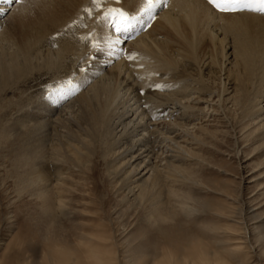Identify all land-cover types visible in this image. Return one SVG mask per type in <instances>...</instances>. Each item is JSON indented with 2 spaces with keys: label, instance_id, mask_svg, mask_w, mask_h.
<instances>
[{
  "label": "rangeland",
  "instance_id": "1",
  "mask_svg": "<svg viewBox=\"0 0 264 264\" xmlns=\"http://www.w3.org/2000/svg\"><path fill=\"white\" fill-rule=\"evenodd\" d=\"M42 1H49L53 8L43 9L56 16L55 11L61 9L55 7L64 0H37L36 9H42ZM98 8L87 16L89 22L108 23L102 19L107 11ZM31 20L25 15L19 22L26 26ZM19 22H14L16 28ZM153 22L142 32L151 31L155 44L163 43L165 53L172 56L178 50L174 35L168 28L152 26ZM96 31L100 36L93 31L86 34L84 27L73 28L76 42L86 43L79 48L77 42V51L85 55L77 61L63 57L58 60L63 68L36 70L0 95V264H198L202 255L200 259L207 258L210 264H264V147L251 144L253 127L247 121L239 123L241 114L228 103L215 108L197 102L203 98L216 102L218 93L214 89L195 93L200 79L193 69H185L174 81L170 68L169 72L162 68L161 75L153 69L158 58L155 50L143 44L121 46L125 63L147 71L141 86L144 90L139 91L145 94L157 76L168 73L165 84H160L168 86L162 92L173 98L138 102L139 109L145 108L141 111L144 120L154 124L149 153L160 178L154 187H144L136 199L108 176L101 158L102 143L89 139L88 111L63 112L59 116L65 121L54 124L52 130L50 123L43 127L37 123L44 111L35 112V106L72 94L69 100L74 99L91 84L87 77L94 67L90 71L86 62L79 61L87 55V42L92 41L88 36L93 33L96 40L104 34ZM77 33L88 36L79 34L77 38ZM129 54L136 59H127ZM186 63L179 59L177 69L182 70ZM77 82L85 84L78 87ZM191 87L192 93H186ZM51 93H55L52 100L48 98ZM25 118L28 123L19 126L17 122ZM29 152L34 156L28 158ZM35 164L45 173L48 192L36 185L31 169ZM171 165L176 166V175L169 173Z\"/></svg>",
  "mask_w": 264,
  "mask_h": 264
},
{
  "label": "bare ground",
  "instance_id": "2",
  "mask_svg": "<svg viewBox=\"0 0 264 264\" xmlns=\"http://www.w3.org/2000/svg\"><path fill=\"white\" fill-rule=\"evenodd\" d=\"M36 1L37 0L33 3L32 0H29V2L14 3L11 6H2L9 10L5 11L3 15H0V95L11 90L22 78L36 70H56L61 62L58 60H62L63 57H65V59L66 57L72 60L76 59L75 61L81 57L80 55L83 53L81 54L77 51L80 41H77V44L76 40L78 39L75 38L76 33L73 35V28L70 29L69 35L61 37L56 41L55 47H53L52 41L50 40L52 36L58 32H62L68 28L70 24L75 22L76 27L86 28V34L91 30L94 34H97L98 31H96V29L101 30L104 34L99 38L97 37L95 41L91 38V36H95L93 33L91 36L79 33L82 36L86 35L90 37V39H92V41H90L88 38L90 42L94 41L102 45L99 46L97 50L92 47L93 43L87 42L86 49L89 47L85 50V52L87 51V55L83 56L84 58H82V60L84 61H79L84 62L85 65L87 63L88 68L94 67L93 70L89 68V70L91 69L92 71L90 70V76L87 77L91 84L89 83L90 85L87 88L81 90L74 99L69 100L73 94L67 97L64 96V98L62 97L56 101L54 98L53 101L55 102H44L40 107L35 106L34 111H44L43 116H38L39 121L37 123L42 125V127L44 124L50 123L52 125L50 130L53 129L54 124L57 125L60 121H65V119L62 120V118H60L61 116H59L63 112H69L68 115H70L75 108L79 111H88V122L92 130H90V132L88 131V133H90L89 139L93 140L97 138L99 139L98 141L102 143L101 158L105 161L104 163L107 167L108 176L117 180L119 189L125 190L126 194L136 199L139 193L140 195L143 194H141V190H143L144 187H154L157 180L160 178L159 174L156 173L158 169L156 170L154 166V157L150 154L152 152L149 153V142L151 141L149 138L153 134L152 131L154 132L155 130L154 128V130L151 131L150 128H152L154 124H150V122L144 120L141 111L145 110V108L139 109L141 103L138 105V102H140L139 100H144L146 103H149L153 100L156 102V99L170 100L173 98L168 94H164L162 91H160L162 93L156 92L155 89L151 87L149 90L147 89L148 92L144 94V86L142 88L141 86L144 85V79L148 76L147 71L134 66L135 64L132 62L134 67L128 62L125 63L122 55L124 53L110 55L111 50L108 47V43L113 41L117 35L110 26V22L106 24H102L101 21L100 23H96L97 19L96 22L90 23L87 16L90 15V12L93 14L97 9L99 10L98 7L100 6L106 11L107 9L123 8L129 11L130 14H135L142 6V0H119V3H116L115 0H106V2L98 6L93 5L92 0H64L63 3H60L61 6L57 5L55 7V9H61L59 13L57 10L55 11L56 16H54V14L51 16L50 13H48V9H43L53 8L50 6L49 1L41 2L40 6L43 10H40V8L36 9ZM78 7L79 9H77ZM25 15L33 19L31 20L33 22L26 26L19 22ZM36 15H39V17ZM74 15L77 16L74 18ZM34 16L38 19L34 18ZM17 21L19 22L18 28L14 25V22ZM152 24V26L161 27L163 30L168 28L169 32L174 35L172 39L176 41L175 45L178 47V50L172 56L165 53V45H163V43L157 42L158 44H155L157 40L151 39L149 36L151 31L147 33L146 31L140 32L131 39L121 37L124 42L115 45L116 50L118 51L121 49V46L125 47L128 45L131 47H139L141 44L149 50H155L158 54V58L154 60L153 69L157 70L159 73L160 70L162 71V68L163 70L168 69L167 72H169L170 68L174 72V77L176 78H173L174 81L177 80L178 77L181 78L183 76L182 74H184L185 69H193L194 73L198 75L196 78L200 79L198 83L200 88L195 90V93H208V91L210 92V90L213 89L218 93L216 102L212 101L211 98H209V100H204V98L198 99L197 102L210 104L214 107L228 103L232 111L236 110L241 114L239 123L247 121L248 127H253L252 133H250L253 140L251 144L257 142L264 147V17L249 13L224 16L216 13L214 14V11H210L209 7L202 0H170L168 7L159 11ZM91 32L89 34H91ZM82 33L84 32L82 31ZM79 34L76 36L77 38L80 37ZM82 36L81 38H83ZM97 36H100V34H97ZM85 39L87 41V38ZM163 41L166 43L168 42L165 38H163ZM82 43L83 42L79 44V48L83 47L81 46ZM49 46H52L54 49H48ZM179 59L187 62L186 65L182 67V70L177 69V62ZM79 62L77 65H79ZM83 67L84 66H82V68ZM84 68L88 69L86 66ZM74 71L77 72L76 70ZM161 71L159 73L160 75ZM69 73L70 72H68V76L64 75L65 77L67 76L68 79ZM56 75L58 76L59 74ZM84 75L88 76V74ZM166 76H168V73L164 75L163 78L162 76L161 78L157 76L153 85L158 83L165 84L166 79L164 80V77L167 78ZM83 78L85 79L86 76ZM79 84L80 82H77L76 85L79 87ZM83 84L81 83L80 85L82 86ZM194 88H196V86H194ZM141 89H143L142 92L144 95L139 91ZM191 89L192 87L190 90H185V92L189 93ZM147 90L145 89V91ZM181 91H183V89H181ZM180 93L182 94V92ZM197 96L196 94V97ZM34 111L33 113L36 112ZM205 112L206 111H204V113ZM68 117L66 119H68ZM28 121L29 120L25 118V120H19L17 123L19 126H24V123H28ZM83 140L87 141V139ZM35 148L37 149V147ZM42 150L43 149L39 151L41 155ZM30 153L31 152L27 154L28 158H31L30 156L32 154H36L35 152L32 154ZM35 158L37 157L35 156ZM37 161L38 160H36V162ZM36 165L37 164H35V166ZM44 165L47 164L45 163ZM39 166L40 165L36 167L32 166L31 168L37 183L36 185H38L43 192H48L46 191L47 189L49 190V187L45 182V173H43L41 168L39 169ZM175 168L176 166H169V173H174V175H176L177 172ZM51 169H53V167ZM53 171L54 169L51 171L52 174ZM55 172H58L57 169ZM147 179L150 180V182L145 185L143 182ZM200 257L198 264H210L207 258L200 259ZM214 264L223 263L218 261Z\"/></svg>",
  "mask_w": 264,
  "mask_h": 264
},
{
  "label": "snow or ice",
  "instance_id": "3",
  "mask_svg": "<svg viewBox=\"0 0 264 264\" xmlns=\"http://www.w3.org/2000/svg\"><path fill=\"white\" fill-rule=\"evenodd\" d=\"M29 2V0H0V15L9 9H5L4 5H13L14 3ZM34 3L35 0H32ZM106 2V0H92L93 5H100ZM116 3H119V0H115ZM170 0H142V6L139 11L135 14H129L122 9H108L107 12L103 15V21L110 22V26L113 31L117 34L116 38L108 43V47L111 50V54H120L124 49H119L118 51L115 48V45H119L124 41L121 37H126L128 39L134 38L135 35H138L140 32L144 31L151 22L156 18L159 11L168 7ZM208 6L211 7L216 13L224 16L230 15H240V14H258L264 17V0H203ZM91 15V13H90ZM75 22L70 24L68 28L62 32H58L50 38L52 41L53 47L56 46V41L61 37L69 35V31L72 28H75ZM74 35V34H73ZM95 40V37H91ZM83 39V38H82ZM92 47L94 49H99L98 43H93ZM127 59L134 60L136 59L135 54H129ZM151 88L156 90L163 91L167 88V85L155 84L151 85ZM55 93L49 94V99L52 100ZM55 102V101H53Z\"/></svg>",
  "mask_w": 264,
  "mask_h": 264
}]
</instances>
